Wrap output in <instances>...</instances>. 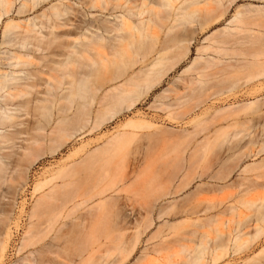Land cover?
Instances as JSON below:
<instances>
[{
  "label": "rangeland",
  "instance_id": "obj_1",
  "mask_svg": "<svg viewBox=\"0 0 264 264\" xmlns=\"http://www.w3.org/2000/svg\"><path fill=\"white\" fill-rule=\"evenodd\" d=\"M56 1L14 0L13 11L0 20V74L24 75L32 67L25 62L38 63L43 55L46 69L37 91L24 90L6 101L7 89L0 90V108L11 114L0 118V134H6L0 144L7 141L0 146L6 166L0 171V228L5 227L0 229L5 246L0 245V264H196L194 255L204 250L198 254L205 259L200 256L198 264H264V0H175L177 9L164 25L136 30L135 37H126V48L122 42L116 54L108 52L110 60V54L103 58L106 49L99 53L103 57L96 50L70 54L73 41L86 39L82 25H57L59 38H43L54 25L42 23L57 20L49 10ZM22 3L23 14L18 12ZM205 3L212 9L209 19ZM247 8L253 11L247 13ZM80 11L81 17L90 14ZM236 11L244 13L235 23ZM34 16L39 38L22 47L15 35ZM67 17L65 21L74 19ZM63 18L59 20L65 22ZM39 40L50 42V49L37 51ZM201 56L213 65L203 69L201 60L188 69ZM58 61L64 66L59 72H65L60 83L54 78ZM119 85L135 92L120 98L121 90H112ZM175 189L181 191L175 194ZM81 200L87 202L71 209ZM125 217L134 225L114 243L113 233L127 222ZM115 222L120 228H114ZM148 222L153 223L147 230ZM219 229L228 231L221 241ZM137 231L145 234L138 238Z\"/></svg>",
  "mask_w": 264,
  "mask_h": 264
},
{
  "label": "bare ground",
  "instance_id": "obj_2",
  "mask_svg": "<svg viewBox=\"0 0 264 264\" xmlns=\"http://www.w3.org/2000/svg\"><path fill=\"white\" fill-rule=\"evenodd\" d=\"M71 1H73V2H71ZM187 1H191L192 3H194V1L195 0H187ZM28 2V1H27ZM36 2V1H35ZM38 2V1H37ZM41 2V1H40ZM204 3V2H203ZM13 5H14V0H0V8L2 7L3 9H1V11L3 12H1L2 14H0V20H1V18H2V16L3 15H5V14H8L9 12H10V10H11V8L13 7ZM38 5V4H37ZM175 5V0H70V1H64V0H60V1H56L55 3H53L52 5H50V8H49V10L51 9L52 11H51V13L53 14V16H54V18L53 19H57L56 21H58L59 19H61V18H63V17H67L68 15H73L74 16V19L73 20H70V19H68L67 21H65V19H64V21L65 22H61V20H59L58 22L59 23H57L55 20L53 21H51V22H46V23H42V25H54V26H50V31H49V33H47L46 35H44L43 36V38H46V39H56V38H59L60 37V35L59 34H57V33H55L54 32V29L55 28H57V25H77V28L78 29H80V26H78V25H82L81 26V29H82V31H84V34L86 35V39H85V41H82V42H80L78 39H75V40H78V41H73V43L72 44H75V46L74 45H72V51H70V54H73L74 56H77V55H83V54H88V52L90 51V50H98L97 52L96 51H93L95 54H97L98 56L99 55H102V54H99L100 52H103V50L102 49H106L107 51H105L104 50V54L103 55H106V56H104L103 57V55H102V57L103 58H106L109 54V56L110 57H108V59L106 58V60H110L109 58H111V53L113 52V50H114V52L113 53H115L116 51H115V49L123 42H125L126 41V37L127 36H129V37H135V31L137 30H141V29H143V28H145V25H164V22L169 18V16L171 15V10L173 9V10H175V9H177V7H176V5ZM206 5V3L204 4V6ZM203 6V8H205L206 9V7L207 6H205L204 7ZM26 7V4L25 3H22L21 5H19V8H18V12L20 11H23V9H26L25 8ZM32 7V6H31ZM38 7V6H37ZM259 7V6H258ZM8 8H9V10H8ZM77 8H79V10L77 9ZM80 8L81 9H83L84 11H85V13L86 12H90V14L89 13H86V14H84V18L83 17H81V16H79V13L81 12L80 11ZM210 8V7H209ZM208 8V9H209ZM211 8H213V7H211ZM13 9V8H12ZM4 10H5V13H4ZM32 10V9H31ZM185 10H186V8H185ZM202 10V9H201ZM204 10V9H203ZM202 10V11H203ZM210 10H212V9H209V11L206 9V12H210ZM247 10V13H250V12H252L253 10H250V8H247L246 9ZM11 11H13V10H11ZM78 11H80V12H78ZM181 11H184V7L183 8H181ZM26 14L28 13V12H26V10L24 11ZM83 12V11H82ZM93 12H97L96 14H94ZM237 12V11H236ZM22 13V12H21ZM25 13H24V15H25ZM50 13V14H51ZM243 13L244 12H240V11H238L234 16H233V18H234V22L236 23L239 19H240V17L243 15ZM255 13V12H254ZM10 14V13H9ZM19 14V13H18ZM23 14V13H22ZM21 14V15H22ZM80 14H82V13H80ZM179 14H181V15H183L184 13H182V12H178V15ZM210 14V13H209ZM209 14H207V16H209V17H207L208 19L210 18V16H211V14L209 15ZM246 14V13H245ZM44 16V15H43ZM45 17H48V16H45ZM87 17V18H86ZM67 18H71V16L70 17H67ZM207 18H206V20L205 21H208L207 20ZM264 18V17H263ZM215 19V17L213 18V20ZM48 21V20H47ZM27 24H25V25H27L26 26V28H22L23 29V31L22 32H19V33H17L16 35H15V37L18 39V43H20V45L22 46V47H27L28 45V43H29V40H33V39H38L39 38V34H37V33H35L34 32V30H33V26L34 25H38L36 22H35V16H34V19L33 20H31V19H28L27 20V22H26ZM12 25H13V22L11 23ZM17 24V23H16ZM15 24V25H16ZM201 24H202V22H201ZM204 24H206V23H204ZM207 25V24H206ZM10 24H7L6 26H5V31H4V33H7L8 32V29H10ZM226 30V29H225ZM142 31V30H141ZM224 31V30H223ZM140 32V31H139ZM141 33V32H140ZM12 34V33H11ZM14 34V33H13ZM70 34V33H69ZM14 36V35H13ZM14 37V38H15ZM129 37H128V40H129ZM16 39V40H17ZM207 39V38H206ZM12 40V39H11ZM134 40V39H133ZM148 40H150L151 41V39H149L148 38ZM40 42H42L41 44H42V46H41V44L39 43V47H37L38 49H40V50H38V49H36L37 51H44V50H48V49H50V42H45L44 40H39ZM129 41H131V40H129ZM75 42V43H74ZM76 42H80V44L79 43H76ZM145 42H147V41H145ZM145 42H143V43H145ZM17 43V42H16ZM148 43H150V42H148ZM147 43V44H148ZM30 44H31V42H30ZM29 44V45H30ZM77 44H79V45H77ZM146 44V45H147ZM154 44V43H153ZM123 45V44H122ZM128 45V44H127ZM137 45V44H136ZM139 45H141V44H139ZM144 44H142V46H143ZM149 45H151V44H148L147 46H149ZM156 45V44H155ZM154 45V46H155ZM165 45V44H164ZM74 46V47H73ZM124 47H125V43H124V45H123ZM145 46V45H144ZM120 47V46H119ZM119 47H118V49H119ZM127 47V46H126ZM125 47V48H126ZM140 47V46H139ZM146 47V46H145ZM145 47L143 48L144 50H145ZM150 47H152V46H150ZM187 47V46H186ZM123 48V47H122ZM18 49V48H17ZM27 49V48H26ZM25 49V50H26ZM100 49H101V51H100ZM130 49V48H129ZM135 49V48H134ZM148 49H150V48H148ZM188 49H189V47H188ZM187 48L185 49V50H188ZM19 50V49H18ZM22 49H20V51H21ZM25 50H22V51H25ZM125 50V49H124ZM137 50V49H136ZM147 50V49H146ZM109 51H112L111 53H108ZM138 51V50H137ZM163 51H165V50H161L160 52H158L159 53V55L158 56H160L161 55V53H163ZM41 52V53H42ZM72 52V53H71ZM91 53H93L92 51H90ZM89 52V54H91ZM106 52L108 53V54H106ZM130 52V51H129ZM140 52V51H139ZM117 53V52H116ZM115 53V54H116ZM186 52H184L183 53V55L185 54ZM76 54V55H75ZM57 57H62L63 55L61 54V53H58V54H55ZM114 55V54H113ZM28 56V55H27ZM117 56V55H116ZM123 56V55H122ZM114 57V56H113ZM115 58V57H114ZM161 58V57H160ZM113 59V58H112ZM111 59V60H112ZM115 60V59H114ZM201 60H204L205 61V63H204V66H203V69H205V68H208V67H210L211 65H213V63L212 62H210L209 61V59H204L202 56L199 58V59H197V60H195L194 62H193V64L190 66V68H188V69H192V67H195V66H199V64H197V65H195L196 63H197V61H201ZM211 60V59H210ZM43 61H44V55L42 56V58H40V61L38 62V63H33V62H25V64L26 65H31L32 67H31V69L26 73V74H24V75H16V74H14V73H2V74H0V90H2V89H7V94L6 95H4V100H8V98L10 99L12 96H14V94H16V93H20V92H22V91H24V90H28V89H33V90H35V91H37L36 89H38V87H40V75H42V74H44V71L46 70L45 69V65H44V63H43ZM108 62V61H107ZM109 62H111V61H109ZM62 61L60 62V61H58V63H57V65L56 66H58V67H55V69L57 68V75H56V77H54L59 83L61 82L60 80H59V78L58 77H60L61 76V78H63V74L65 73H63V71H60L59 72V67L61 68V66H62ZM114 63H115V61H114ZM109 64V63H108ZM12 66H13V64H11ZM10 65V66H11ZM114 65V64H113ZM64 66H62V68H63ZM108 67V66H107ZM200 67H202V66H200ZM200 67H198L199 69H201ZM110 68V67H109ZM54 69V68H53ZM53 69H49V71L50 70H53ZM54 69V70H55ZM66 68H64V70H65ZM188 69H186L187 71H188ZM60 70H62V69H60ZM202 70V69H201ZM201 70L199 71V72H201ZM55 71V72H56ZM187 71H185V72H187ZM61 72L63 73V74H61ZM59 73V74H58ZM61 74V75H60ZM59 75V76H58ZM60 78V79H61ZM57 82V83H58ZM128 82H130V80H127L126 82H125V84L126 83H128ZM59 85V84H58ZM121 90V91H119L118 92V94H117V96L118 97H120V98H125L126 96L128 97H130V93H133V92H135V91H129V90H126V89H124L123 88V85H119V86H116L115 88H113L112 90ZM58 90H61V86L58 88ZM18 97V96H17ZM5 98H7V99H5ZM15 101V100H14ZM12 102V101H11ZM31 102V101H30ZM29 102V103H30ZM36 102V101H35ZM13 103V102H12ZM38 103V102H37ZM134 103V102H133ZM5 104V103H4ZM11 105V104H10ZM22 105V104H21ZM24 106V105H23ZM1 107V106H0ZM4 108V107H3ZM3 108H0V118H6L7 117V114H9V115H11L10 113H7L6 112V109H7V107H5L4 109ZM130 108V107H129ZM9 110V109H8ZM9 111H12V110H9ZM8 115V116H9ZM13 115V114H12ZM14 116H16V115H14ZM10 117H12V116H10ZM9 117V118H10ZM8 119V118H7ZM2 121H4L3 119H1ZM1 120H0V122H1ZM7 120H5V122H6ZM9 121V120H8ZM12 121H14V119L12 120ZM15 122H16V120H15ZM2 124H6V123H2ZM14 124V123H13ZM21 125V124H20ZM0 126H1V124H0ZM13 126V125H12ZM12 126H10V127H12ZM22 126V125H21ZM20 126V127H21ZM15 127H17V124H16V126ZM30 129V128H29ZM40 130V129H39ZM10 131H12V130H10ZM28 131V130H27ZM1 132V131H0ZM20 132V131H19ZM5 133V132H4ZM16 133H17V131H16ZM23 133V132H22ZM30 133V132H29ZM3 134V133H2ZM2 134H0V136L2 135ZM19 134V133H18ZM20 134H21V132H20ZM4 135V134H3ZM6 135V134H5ZM4 135V136H5ZM18 136V135H17ZM2 137V136H1ZM0 137V138H1ZM12 137V136H11ZM16 137V136H15ZM118 137H120V136H118ZM4 138V137H3ZM117 138V137H116ZM7 139H10V138H7ZM119 139V138H118ZM14 140V139H13ZM32 140H34L33 138H32ZM31 140V141H32ZM12 141V140H11ZM35 141H37V140H35ZM4 142H7V141H5V140H3L1 143L2 144H0V146H2L3 145V143ZM30 142V141H29ZM29 142H28V144H29ZM12 143V142H11ZM15 144V143H14ZM6 145H7V147H8V143H6ZM9 146H11V145H9ZM6 147V148H7ZM15 147H18V146H15ZM30 146H28V148H29ZM2 148V147H1ZM0 148V151H2V149ZM3 148H4V145H3ZM5 148V149H6ZM11 148H12V146H11ZM20 148V147H19ZM5 149H4V151H5ZM8 149V148H7ZM13 149V148H12ZM11 149V150H12ZM30 149H31V147H30ZM20 150V149H19ZM28 150V149H27ZM26 150V151H27ZM31 150H33V149H31ZM30 150V151H31ZM6 151H9V150H6ZM29 151V152H30ZM12 152H14V151H12ZM11 152V153H12ZM10 153V152H9ZM22 153H23V151H22ZM12 154H14V153H12ZM12 154H11V156H12ZM90 154V153H89ZM6 155V154H5ZM8 155V154H7ZM2 156H3V154H2ZM10 156V155H9ZM14 156V155H13ZM1 159H3V158H1L0 157V171H2L3 173H4V171H6V169L5 168H3L5 165V162H4V164L2 163L3 162V160H1ZM4 159H5V157H4ZM7 160H8V158H7ZM6 160V161H7ZM14 160H12V162H13ZM3 165H2V164ZM14 164V163H13ZM74 164V163H73ZM12 165V164H11ZM76 165V164H75ZM72 166V165H71ZM6 167V166H5ZM9 167H10V164H9ZM31 167V166H30ZM75 167V166H74ZM77 167H78V165H77ZM65 168V167H64ZM69 168V167H68ZM73 168V167H72ZM5 169V170H4ZM62 169V168H61ZM74 169H76V168H74ZM22 170V169H21ZM77 170V169H76ZM18 171V170H17ZM23 171H24V168H23ZM62 171V170H61ZM2 172H0V175H2L3 173ZM8 172V171H7ZM60 172V171H59ZM63 172V171H62ZM65 172H67V171H65ZM69 172V171H68ZM75 172H77V171H75ZM2 173V174H1ZM44 173V172H43ZM57 173V172H56ZM55 173V174H56ZM69 173H71V172H69ZM68 173V174H69ZM20 174V173H19ZM19 174H16L17 176L19 175ZM23 174H25L24 172H23ZM64 174V173H63ZM73 174V173H72ZM13 175V174H12ZM66 175H67V173H66ZM70 176H71V174H69ZM74 175H77V174H74ZM16 176V177H17ZM20 176V175H19ZM47 176V175H46ZM70 176H68V179H69V177ZM73 176V175H72ZM1 177V176H0ZM15 177V178H16ZM23 177H24V175H23ZM23 177H21V179L23 178ZM63 177H66V176H63ZM25 178H26V176H25ZM56 178V177H55ZM75 178H76V176H75ZM11 179H13V178H11ZM17 179V178H16ZM21 179L19 178V181H21ZM27 179V178H26ZM61 179H62V177H61ZM6 180V179H5ZM18 180V179H17ZM46 180V179H45ZM66 180V179H65ZM72 180H74V179H72ZM92 179H90V181H91ZM1 181V180H0ZM9 181V180H8ZM11 181V180H10ZM9 181V182H10ZM68 181V180H67ZM75 181V180H74ZM2 182V181H1ZM13 182V181H12ZM22 182V181H21ZM47 182V181H46ZM56 182H57V180H56ZM65 182V181H64ZM69 182H73V181H69ZM14 183L15 182H13V185H14ZM22 183H24V180H23V182ZM50 183V182H49ZM16 185H17V182L15 183ZM24 184H26V182L24 183ZM37 184H39V183H37ZM70 185H71V183H69ZM77 184V183H76ZM1 185V184H0ZM8 185H9V183H8ZM12 185V184H11ZM13 185H12V187H13ZM49 185V184H48ZM91 185V184H90ZM20 186V185H19ZM42 186V185H41ZM59 186V185H58ZM21 187H22V185H21ZM36 187V186H35ZM39 186H37V188H38ZM61 187H62V185H61ZM64 187V186H63ZM79 187V186H78ZM90 187V186H89ZM200 187V186H199ZM9 188L11 189V187H10V185H9ZM8 188V190H10ZM77 187L75 186V189H76ZM14 189H15V187H14ZM18 189V188H17ZM17 189H16V191H17ZM26 189V188H25ZM24 189V190H25ZM60 189V188H59ZM65 189V188H64ZM64 189H63V191H64ZM81 189V188H80ZM12 190L13 189H11V192H12ZM19 190V189H18ZM23 190V191H24ZM35 190V189H34ZM73 190V189H72ZM71 190V191H72ZM77 190H78V188H77ZM176 190V189H175ZM174 190V192H175V194H177L178 192H180L179 190H178V192H177V190L175 191ZM37 191V190H36ZM50 191V190H49ZM58 191V190H57ZM83 191V190H82ZM82 191L81 192H78V193H82ZM91 191V190H90ZM59 192V191H58ZM92 192V191H91ZM173 192V193H174ZM10 193V192H9ZM38 193V192H37ZM48 193V192H47ZM55 193V192H54ZM70 193H72V195L74 196L75 194L73 193V192H70ZM69 193V194H70ZM93 193V192H92ZM7 194H8V192H7ZM6 194V195H7ZM15 194V193H14ZM13 194V195H14ZM45 194V193H44ZM43 194V195H44ZM56 194H59V193H56ZM62 194H64V196H65V193H62ZM77 194V193H76ZM85 194V193H84ZM89 194H91V193H89ZM148 194V193H147ZM175 194H173V195H175ZM12 195V194H11ZM16 195V194H15ZM47 195V194H46ZM52 195H53V192H52ZM67 195V194H66ZM71 195V196H72ZM79 195V194H78ZM94 195V194H93ZM169 195V194H168ZM8 196V195H7ZM34 196V195H33ZM42 196V195H41ZM57 196V195H56ZM70 196V195H69ZM70 196V197H71ZM72 196V197H73ZM80 196V195H79ZM85 196V195H84ZM84 196L82 197V198H84ZM89 196H91V195H89ZM88 196V197H89ZM145 196H147V195H145ZM170 196V195H169ZM3 197V196H2ZM45 197V199H47L46 197H48V196H44ZM59 197H60V194H59ZM68 197V196H67ZM144 197V196H143ZM1 198V197H0ZM7 198V197H6ZM10 198V197H9ZM17 198V197H16ZM40 198V197H39ZM53 198V197H52ZM56 198V197H55ZM63 198V197H62ZM61 198V199H62ZM74 198V197H73ZM78 198V197H77ZM86 198H87V196H86ZM85 198V199H86ZM92 198H95V197H92ZM13 199V198H12ZM67 199H69V198H67ZM71 200H73L72 198H70ZM91 199V198H90ZM129 199V198H128ZM127 199V200H128ZM144 199V198H143ZM8 200V199H7ZM42 200V199H41ZM49 200H51V199H49ZM64 200V199H63ZM75 200V199H74ZM93 200V199H92ZM147 200V199H146ZM10 201V200H9ZM16 201V200H15ZM25 201V200H24ZM38 201V200H37ZM36 201V203L38 204V202ZM43 202H44V200H42ZM47 201V200H46ZM45 201V202H46ZM52 201V200H51ZM57 201H58V196H57V200L55 201V203H57ZM77 201V200H76ZM89 202H90V200H88ZM133 201V200H132ZM60 202H62V200H60ZM65 202V201H64ZM85 202H87L86 200L85 201H83V200H81L80 202H78V203H74V206L71 208V209H76V208H78L79 206H81L82 205V203H85ZM145 202V201H144ZM144 202H142V203H144ZM149 202H150V200H149ZM49 203V202H48ZM52 202H50V204H51ZM130 203H131V200H130ZM139 203H141V202H139ZM141 203V204H142ZM49 204V205H50ZM58 204H60V203H58ZM58 204H55V205H58ZM65 204H67V203H64V205L63 206H65ZM70 204V203H69ZM155 204V203H154ZM153 204V205H154ZM1 205V204H0ZM35 205V204H34ZM33 205V206H34ZM52 205V204H51ZM55 205H54V207H55ZM71 205V204H70ZM129 205V204H128ZM134 205V204H133ZM146 205V204H145ZM145 205H143L144 207H145ZM148 205V204H147ZM150 205V204H149ZM38 207L40 206V205H37ZM45 206V205H44ZM44 206H43V208H44ZM53 206V205H52ZM68 206V205H67ZM113 206H116V205H113ZM118 206V205H117ZM135 206V205H134ZM133 206V207H134ZM151 206V205H150ZM1 207V206H0ZM38 207H37V210H38ZM59 207H61V205L59 206ZM59 207H57V208H59ZM137 207V206H136ZM156 207V206H155ZM162 207V206H161ZM23 208H25L24 206H23ZM34 208H36V206L35 207H33L32 208V212H31V214L36 210V209H34ZM140 208V207H139ZM153 208V207H152ZM207 208H209V207H207ZM34 209V210H33ZM47 209V208H46ZM55 210H58V209H56V207L54 208ZM61 209V211H63L64 209H62V208H60ZM130 209V208H129ZM155 209V208H154ZM153 209V210H154ZM4 210V209H3ZM45 210V209H44ZM48 210V209H47ZM55 210H54V212L53 213H55ZM134 210H136V209H134ZM151 211H152V209H150ZM163 210V209H162ZM9 211V210H8ZM8 211H7V213H8ZM50 211V210H49ZM77 212H78V210H76ZM115 211H117V210H115ZM140 211V210H139ZM139 211H137V213L139 212ZM151 211H150V213H151ZM169 212H170V210H168ZM4 212V211H3ZM52 212V211H51ZM57 213H58V211H56ZM71 212H72V210H71ZM70 210H69V212H67L68 214L67 215H70ZM73 212H74V210H73ZM76 212V213H77ZM114 212V211H113ZM165 212V211H164ZM6 213V212H5ZM5 213H4V215H5ZM41 213H43V212H41ZM61 213H63V212H61ZM75 212H74V214H76ZM149 213V211H148V213H146V214H150ZM159 213V212H158ZM157 213V214H158ZM162 213V212H161ZM222 213V212H221ZM34 214H36V212H34L33 213V215ZM130 214V213H129ZM132 214H133V212H132ZM152 214V213H151ZM8 215V214H7ZM7 215H5L6 217H7V219L9 220V217L7 216ZM39 215V214H38ZM42 215V214H41ZM54 215H56V214H54ZM62 215V214H61ZM135 215V214H134ZM1 216H3V214L1 215ZM4 216V217H5ZM50 216H52V215H50ZM71 216H72V214H71ZM132 216V215H131ZM140 216V215H139ZM31 218H33L32 216H30ZM35 217H36V215H35ZM38 217H40V216H38ZM62 217V216H61ZM68 217V216H67ZM72 217H74V216H72ZM114 217H115V214H114ZM158 217V216H157ZM173 217V216H172ZM51 218V217H50ZM50 218H48V219H50ZM53 218V217H52ZM57 218H59V217H57ZM147 218H148V216H147ZM150 218V217H149ZM169 218V217H168ZM2 219V218H1ZM0 219V220H1ZM4 219V218H3ZM6 219V220H7ZM30 219V218H29ZM45 219V218H44ZM46 219H47V216H46ZM59 219H61V218H59ZM71 219V218H70ZM125 219H126V221L128 220L126 217H125ZM130 219V218H129ZM139 219V218H138ZM5 220V219H4ZM3 220V221H4ZM37 220V219H36ZM40 220H41V218H40ZM54 220V219H53ZM116 220V219H115ZM114 220V221H115ZM133 220V219H132ZM135 220H136V218H135ZM152 220V218H150V221ZM2 221V220H1ZM10 221V220H9ZM33 221V220H32ZM59 221V220H58ZM74 221V220H73ZM77 221V220H76ZM117 221V220H116ZM122 221V220H121ZM142 221V220H141ZM231 221V220H230ZM7 222V221H6ZM40 222V221H39ZM47 222H48V220H47ZM46 222V223H47ZM120 221H117V223H119ZM122 222H124V219H123V221ZM135 222V221H134ZM133 222V223H134ZM264 222V221H263ZM49 223V222H48ZM53 222H51V224H52ZM79 223V222H78ZM77 223V224H78ZM116 222L114 223V228H115V224L116 225H118V227L122 224V226H121V228L120 229H118L116 232H117V235H115V233H113V235H114V238H113V242L115 243V240L116 241H118L122 236H123V231H125V230H130V228L128 227L130 224H133V223H131V221H127V222H125V223H121L120 225L119 224H117ZM138 223H140L139 221H138ZM149 223L150 222H148L147 223V225L146 226H148V227H146L147 228V230H148V228L149 227H151V224L153 223H151L150 224V226H149ZM225 223V222H224ZM243 223V222H242ZM34 224V223H33ZM36 225H37V222L35 223ZM40 224V223H39ZM54 224H55V222H54ZM57 224H58V222H57ZM73 224H75V223H73ZM124 224H126L125 226H124ZM136 225H137V221H136V223H135ZM166 224V223H165ZM226 225H227V223H225ZM19 225V224H18ZM46 225V224H45ZM48 225V224H47ZM134 225V224H133ZM135 225V226H136ZM172 225V224H171ZM224 225V224H223ZM225 225V227H227ZM243 225V224H242ZM242 225H241V227H242ZM1 226H2V224H1ZM3 226H4V224H3ZM6 226V225H5ZM33 226V225H32ZM32 226H30V229L32 228ZM54 226H56V225H54ZM62 226H64V225H62ZM73 226H75V225H73ZM124 226V227H123ZM245 226V225H244ZM37 226H35V228H36ZM43 227V226H42ZM45 227V226H44ZM78 227V226H77ZM117 227V228H118ZM133 227V226H132ZM139 227H140V224H139ZM240 227V226H239ZM3 228H5V227H3ZM2 227L0 228V229H3ZM7 228V227H6ZM35 228H33L34 229V231L36 230ZM48 228V227H47ZM47 228L46 229H44V230H47ZM128 228V229H127ZM137 228H138V226H137ZM141 228V227H140ZM194 228V227H193ZM199 228V227H198ZM8 229V228H7ZM49 229V228H48ZM75 229H76V227H75ZM143 229V228H142ZM141 229V230H142ZM145 229V228H144ZM143 229V230H144ZM158 229V228H157ZM197 229V228H196ZM260 229V228H259ZM115 230V229H114ZM114 230H112L113 232H114ZM136 230V229H135ZM140 230V231H141ZM200 230V229H199ZM219 230H221L218 234H219V237L217 236V239L218 240H220L221 241V239L222 238H220V237H222V235L224 236L228 231H226V233H225V231L224 230H222V229H219ZM225 230H226V228H225ZM1 231V230H0ZM29 231H31V230H29ZM33 231V232H34ZM36 231H38V230H36ZM41 231H43V228H42V230ZM40 231V232H41ZM131 231V230H130ZM139 231V232H140ZM195 231H197V232H200V231H198V230H195ZM223 231H224V233H223ZM235 231V230H234ZM236 231H239L240 232V230L239 229H236ZM8 232V231H7ZM11 232V231H10ZM33 232H31V234L33 233ZM40 232H37L38 234L40 233ZM45 232V231H44ZM59 232V231H58ZM136 232V231H135ZM138 231H137V235L139 234V235H141L140 233H139ZM191 232V231H190ZM189 232V233H190ZM1 233H3L2 231H1ZM5 233V232H4ZM26 233H29V232H26ZM156 233V232H155ZM145 234V231H143V235ZM191 234H193L192 232H191ZM195 234H197V233H195ZM195 234H193L194 236H195ZM205 234V233H204ZM217 234V233H216ZM233 234H234V232H233ZM238 234V233H237ZM237 234H234V235H237ZM253 234V233H252ZM5 235L6 234H4V237H5ZM34 235V234H33ZM33 235H29V237L28 236H26V237H28V239L31 237V236H33ZM36 235V234H35ZM128 235V234H127ZM127 235L126 234H124V239L127 237ZM139 235H138V238H139ZM143 235H141V236H143ZM234 235H231L232 237L234 236ZM154 236V235H153ZM187 236V235H186ZM226 236V235H225ZM242 235H240L239 234V238L241 237ZM244 236V235H243ZM252 236H255V234L254 235H252ZM251 236V240L249 239V241H252V240H254L253 238L254 237H252ZM260 236V235H259ZM258 236V237H259ZM3 237V236H2ZM2 237H1V239H2ZM3 237V238H4ZM136 237V236H135ZM152 237V236H151ZM155 237V236H154ZM180 237V236H179ZM196 237V236H195ZM208 237V236H207ZM216 237V236H215ZM232 237H230V238H232ZM7 238V237H6ZM56 238H58V239H60L59 237H56ZM55 238V241L57 240ZM137 238V237H136ZM182 238H184V237H182ZM229 238V239H230ZM234 238V237H233ZM236 238V237H235ZM234 238V239H235ZM8 239V238H7ZM24 239H25V237H24ZM27 239V240H28ZM31 239H32V237H31ZM112 239V238H111ZM123 239V240H124ZM154 238H152V241L154 242V240H153ZM157 239V238H156ZM33 240V239H32ZM187 240L188 239H186V240H183V242H185L186 241V243H187ZM236 240V239H235ZM60 241V240H59ZM111 241V240H110ZM127 241V240H126ZM147 241V240H146ZM190 241V240H189ZM244 241H245V239H244ZM0 245L1 244H3V242H4V240L3 241H1L0 240ZM5 242H7V241H5ZM23 242H25L26 244H28V242H29V240H28V242L27 241H21V245H23ZM169 242V241H168ZM177 242H179V241H177ZM228 242H229V240H228ZM228 242H224L225 244L226 243H228ZM237 242H239V241H237ZM246 242V241H245ZM247 242H248V238H247ZM38 243V242H37ZM58 243V242H57ZM114 243H113V246H114ZM124 243H126V242H124ZM146 243H148V242H146ZM165 243V242H164ZM163 243V244H164ZM182 243V242H181ZM180 243V244H181ZM185 243V244H186ZM233 243H234V240H233ZM232 243V244H233ZM250 243V242H249ZM252 243V242H251ZM32 243H30V245H31ZM59 244H60V242H59ZM111 244V243H110ZM128 244V243H127ZM162 244V245H163ZM176 244V243H175ZM184 244V243H183ZM199 244V243H198ZM203 244V243H202ZM224 244V245H225ZM241 244H243V243H241ZM33 245V244H32ZM218 245V244H217ZM236 244L234 243L233 244V246H235ZM2 246V245H1ZM3 246H4V244H3ZM28 246V245H27ZM111 247H112V245H110ZM123 246V245H122ZM203 246H205L204 244H203ZM232 246V247H233ZM242 246V245H241ZM245 246V245H244ZM250 246V245H249ZM5 247V246H4ZM3 247V248H4ZM12 247V246H11ZM49 247V246H48ZM48 247H46V248H48ZM110 247V248H111ZM117 247V246H116ZM165 247V246H164ZM163 247V248H164ZM173 247V246H172ZM198 247H199V245H198ZM225 248H226V246H224ZM237 247V246H236ZM19 248V247H18ZM29 248V247H28ZM27 248V249H28ZM115 248V247H114ZM162 248V249H163ZM184 247L182 246V249H183ZM207 248V247H206ZM205 248V249H206ZM247 248V247H246ZM49 249L50 248H48V250H46L45 252H47V251H49ZM145 249V248H144ZM151 249V248H150ZM159 249V248H158ZM203 249V248H202ZM224 249V248H223ZM227 249V248H226ZM229 249V248H228ZM25 250V249H24ZM149 250V249H148ZM198 250V249H197ZM232 250V249H231ZM239 249H236L235 251L237 252ZM245 250V249H244ZM41 251H42V249H41ZM114 251H116V250H114ZM127 251V250H126ZM4 252V251H3ZM24 252V251H23ZM45 252H43V253H45ZM129 252V251H128ZM145 252H146V250H145ZM205 252H206V250H204L203 251V253H202V251L200 252H198V253H202V254H205ZM229 252V251H228ZM239 252V251H238ZM1 253V252H0ZM116 253V252H115ZM197 253V255H199V260H198V258L197 257H195V255H194V259H195V261H194V259L193 258H191V259H193V261H191V262H195L196 263V261H200V262H202L201 260H200V256H203V257H201V259L202 258H204L205 259V257H204V255H200V254H198ZM210 253V252H209ZM234 253V252H233ZM232 253V254H233ZM2 254V253H1ZM21 254V253H20ZM41 254V253H40ZM39 254V255H40ZM208 254V253H207ZM7 255V254H6ZM42 255H44V254H42ZM118 256V254H114V256ZM217 255V254H216ZM219 255V254H218ZM225 255V254H224ZM234 255H236V254H234ZM2 256V255H1ZM5 256V255H4ZM41 256V255H40ZM39 256V258H41ZM208 256V255H207ZM31 257V256H30ZM127 257H129V256H127ZM127 257H125V258H123V259H126ZM216 257V256H215ZM221 257V256H220ZM224 257V256H223ZM33 258L35 259V257L33 256ZM115 258V257H114ZM23 259V258H22ZM21 259V260H22ZM31 259V258H30ZM117 261H118V259H119V257L118 258H115ZM212 259V258H211ZM216 259V258H215ZM3 260V259H2ZM20 260V259H19ZM217 260V259H216ZM216 260H214V261H216ZM220 261H221V259H220ZM16 262V261H15ZM19 262V261H18ZM21 262V261H20ZM33 262H35V261H33ZM32 261H31V263H33ZM198 262L196 263V264H198ZM209 262V261H208ZM27 263V261L25 262V264ZM30 263V264H31ZM14 264H16V263H14ZM23 264V263H22ZM115 264V263H114ZM117 264H118V262H117Z\"/></svg>",
  "mask_w": 264,
  "mask_h": 264
}]
</instances>
